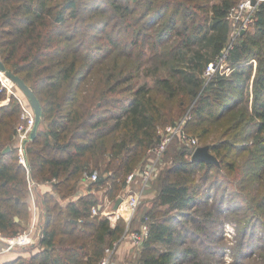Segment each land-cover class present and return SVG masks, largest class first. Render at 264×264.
<instances>
[{
    "label": "trees",
    "instance_id": "trees-1",
    "mask_svg": "<svg viewBox=\"0 0 264 264\" xmlns=\"http://www.w3.org/2000/svg\"><path fill=\"white\" fill-rule=\"evenodd\" d=\"M240 1L0 0V60L41 102L27 154L33 178L51 187L38 194L45 226L38 249L2 264H98L128 225L123 218L114 226L101 213L92 216L103 203L96 190L105 188L104 198L115 201L128 176L147 163L160 128L188 113L185 129L210 144L220 166L192 160L178 137L169 144L160 172L144 188L143 197L156 179V195L131 221L130 230L149 227L136 264H209L195 239L207 235L201 233L208 226L224 224L226 200L229 218L241 227L239 256L260 251L264 264V3L233 40L228 14ZM232 41L231 71L206 76ZM20 112L19 99L0 82L5 236L25 230L30 216L27 175L16 150ZM96 170V181L84 183ZM212 177L215 200L206 194L204 200L197 182ZM134 182L141 188L140 177L130 186Z\"/></svg>",
    "mask_w": 264,
    "mask_h": 264
},
{
    "label": "built area",
    "instance_id": "built-area-1",
    "mask_svg": "<svg viewBox=\"0 0 264 264\" xmlns=\"http://www.w3.org/2000/svg\"><path fill=\"white\" fill-rule=\"evenodd\" d=\"M261 3H264V0H256L255 4L252 3V0H241L237 3L236 7L230 10L228 18L234 24L233 40L236 39L237 35L241 33L243 29L248 28L255 22L254 14L256 12L257 6ZM233 46L234 41H232L224 50H222L217 62H212L209 64L205 71L206 76H210L218 68L225 69L226 73L231 71L230 66L227 64L229 61V58L227 57L230 54V50L233 48ZM0 82H2V84L8 88L10 93H13L19 99L21 105L19 117L20 121L16 127V150L18 154V163L22 166L27 175L29 198L33 208V216L28 228L13 236H5L0 234V239L3 240L2 243L0 242V254H4L8 251H14L20 247H26L27 245H35L38 243L39 239L43 236L45 226L43 225V210L40 208L38 195L36 194V189L39 184L33 178L29 155L27 154L28 143L33 139L30 134L36 123L35 111L31 103L29 104L27 102V99L21 97V95H18V93L15 92L14 81L10 80L9 82H6L0 79ZM190 116V113H188L177 124H167V126H165L161 131L162 133L160 141L148 149L149 159L147 163L142 168H136L128 176V187H130V184L134 179L140 177L141 188H129L125 194L120 195L119 197H122V201L119 203V207L116 209L113 205L114 201L110 200L107 203H100L93 207L92 216L101 213L108 217L111 224L114 226L116 225V221L119 218H123L125 220L126 224L128 225V230L121 239L128 236L132 241L141 243L142 239L148 235L149 227L147 224L142 226L140 232L137 230H130V225L133 216L140 206L139 204L143 197L145 186L151 180V178L158 175L161 170L159 165L167 151L169 144L178 137L185 145L190 147L191 156L196 150L195 148L199 146L198 137L187 132L185 129V123ZM97 177L98 170L91 174L86 173L83 181L84 183L88 181H96ZM120 240L116 241L113 247L107 248L105 255L100 259L98 264H112L113 254L116 251L117 246L120 244Z\"/></svg>",
    "mask_w": 264,
    "mask_h": 264
},
{
    "label": "rangeland",
    "instance_id": "rangeland-1",
    "mask_svg": "<svg viewBox=\"0 0 264 264\" xmlns=\"http://www.w3.org/2000/svg\"><path fill=\"white\" fill-rule=\"evenodd\" d=\"M243 30H245V29H243ZM253 63H254V68H256L257 60L256 61L254 60ZM227 64H225V65H227ZM4 77H5V74H4V72H2V75L0 76V79L3 80ZM8 80L10 81L9 78H8ZM15 92H17L18 95H21V97L27 99L28 100L27 102L30 104L29 99L26 97L25 93L23 91H21V89H19L18 86L15 89ZM160 129H161L160 130V132H161L164 129V127L160 128ZM214 130L218 131L217 128H214ZM218 132H216V134H218ZM191 134H193V135L195 134L196 135V133L193 132V131H192ZM217 138H213L212 136H210L208 139L210 141H213V140H217ZM198 139H199V145H204V144H202L204 140H201V138H198ZM246 142H248V141L245 140L242 143H246ZM205 144H209V143H205ZM171 146L172 145L170 144L169 147H171ZM169 155H171V154H169ZM169 155L167 156L168 159H169V160L167 159L168 163H170L172 161V155L171 156H169ZM213 178L214 177H212L209 180V182H207V183H204L202 181V179L199 178V181L197 182V183H199L198 184L199 188H198L197 195L200 196V198L205 200L206 199L205 196H208V200H210V201H214L215 200L213 193L216 190V185L215 186L212 185ZM155 181H156V179L151 182V185L149 186V191H147L145 196L142 197L141 202L139 204L140 205L139 206V210L141 209L142 204L146 200H151V198L156 195ZM82 187H84V184H83ZM46 188H47L46 184L39 185L37 187V189H36L37 190L36 194L38 195L39 192L42 193L43 191L47 190ZM129 188H132V189L133 188H135V189L137 188V189H139L140 188V184L138 186H134V184L131 185L130 187L125 186V187L121 188V190L119 191L118 194H120V195L125 194L128 191ZM218 189L222 190L223 188L219 187ZM83 190L86 191V188L84 187V189H82V191ZM221 190H218L217 193L219 194L221 192ZM230 191L226 190V198H228V195L231 194ZM96 192H98L101 202L107 203L109 201L108 198L107 199L104 198L105 188L101 187L99 190H96ZM212 195H213V197H212ZM224 203H225L224 206L221 205V207L225 210L224 211V215L222 216L224 224L222 223V224H218V225L208 226L207 230L204 233H201V235L202 234H206L207 232H209L208 233L209 235L208 234L207 235H203L202 237H200L198 239H195L196 240V243H195L196 245L195 246H198V248H200L202 251H204L202 253H208V257L207 258H209V264H262V262H261L262 257L259 256V254H261L260 251H256V253L253 256V258H250V257H247V256H243V257L239 256V252L241 250V247H240V240H241L240 239V228H241L240 227V223L238 221H235V219H233V218H229V217H231V214L228 212L229 209L227 207L229 205L227 203V200ZM28 204H29V208H30L29 209L30 216H29L27 225L29 224V222L32 219V208H31L30 203H28ZM114 204H115V201H114L113 205ZM226 214H227V216H226ZM18 219H19V217H18ZM253 227H256V226H253ZM260 227H261V224L259 225L258 228H260ZM259 235H260V233H259ZM195 237H193V239ZM255 238H257L256 234H255ZM190 239H192V238H190ZM124 240L130 242V245H129L130 248L129 249L131 251H133V253L131 254V257L130 256L127 257L128 260L130 262L136 263L137 262L136 256H137V253H138V247L137 246H140L139 243H136V241H132L130 238H126ZM202 241H203V244H202ZM38 247H39V244L37 245V243H36L35 245H27L26 247H20V248L17 249V251H18V253H22V254H24L26 256V255H29L30 252H33V251L37 250Z\"/></svg>",
    "mask_w": 264,
    "mask_h": 264
},
{
    "label": "water",
    "instance_id": "water-1",
    "mask_svg": "<svg viewBox=\"0 0 264 264\" xmlns=\"http://www.w3.org/2000/svg\"><path fill=\"white\" fill-rule=\"evenodd\" d=\"M256 0H252V3L255 4ZM0 70L6 74V76L11 80L14 81L18 87L23 91L26 95V97L29 99L34 111H35V117H36V123L31 131V136L34 139L37 135V130L39 123L41 121V115H42V105L40 100L37 98L35 95L34 91L32 88L24 81L22 78L17 76L15 73L11 71L6 70L5 64L0 60ZM10 149V146H7L4 150L7 151ZM196 150L194 151L191 159L194 161H202V162H207V163H213L218 166H220V161L217 158V156L212 152L210 149L209 144H204V145H199L198 147L195 148ZM122 201V197H118L115 201L114 208H118L119 203ZM18 220V217H16Z\"/></svg>",
    "mask_w": 264,
    "mask_h": 264
},
{
    "label": "crops",
    "instance_id": "crops-1",
    "mask_svg": "<svg viewBox=\"0 0 264 264\" xmlns=\"http://www.w3.org/2000/svg\"><path fill=\"white\" fill-rule=\"evenodd\" d=\"M9 100L6 99L4 102H8ZM49 184H46V189H50L51 187L48 186ZM134 186H138V182H134ZM28 203H30L31 208H32V204L31 202L28 201ZM32 216H33V208H32ZM30 224V222H29ZM29 224L27 225L26 228L29 227ZM126 238H129L128 236L124 237L123 239L120 240V244L117 246L116 251L113 254V262L112 264H136L134 262H130L128 260L127 257H131V254L133 253V251H131L129 248L130 242L124 240ZM0 242L2 243L3 240L0 239ZM140 246L138 247V250L141 247V243H139ZM36 251V250H35ZM34 251V252H35ZM30 254V253H29ZM18 255H24L22 253H18L17 249L14 251H8L7 253L4 254H0V264H2V262L7 261L8 259L14 258Z\"/></svg>",
    "mask_w": 264,
    "mask_h": 264
},
{
    "label": "bare ground",
    "instance_id": "bare-ground-1",
    "mask_svg": "<svg viewBox=\"0 0 264 264\" xmlns=\"http://www.w3.org/2000/svg\"><path fill=\"white\" fill-rule=\"evenodd\" d=\"M5 74V73H4ZM2 75V72L0 71V76ZM6 79V80H5ZM3 80L4 81H6V82H8L9 80H8V77L6 76V74H5V77L3 78Z\"/></svg>",
    "mask_w": 264,
    "mask_h": 264
}]
</instances>
